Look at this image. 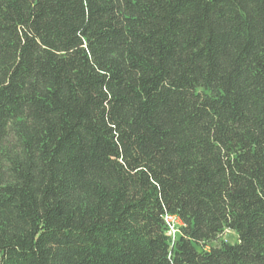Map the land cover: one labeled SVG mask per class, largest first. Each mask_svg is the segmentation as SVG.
<instances>
[{
	"label": "trees",
	"instance_id": "16d2710c",
	"mask_svg": "<svg viewBox=\"0 0 264 264\" xmlns=\"http://www.w3.org/2000/svg\"><path fill=\"white\" fill-rule=\"evenodd\" d=\"M0 264H264V0H0Z\"/></svg>",
	"mask_w": 264,
	"mask_h": 264
},
{
	"label": "built area",
	"instance_id": "2783aa9c",
	"mask_svg": "<svg viewBox=\"0 0 264 264\" xmlns=\"http://www.w3.org/2000/svg\"><path fill=\"white\" fill-rule=\"evenodd\" d=\"M164 219L169 227L168 234L171 235L173 239H175V236L179 231V225L181 224L179 217L173 214H165Z\"/></svg>",
	"mask_w": 264,
	"mask_h": 264
},
{
	"label": "rangeland",
	"instance_id": "374dc122",
	"mask_svg": "<svg viewBox=\"0 0 264 264\" xmlns=\"http://www.w3.org/2000/svg\"><path fill=\"white\" fill-rule=\"evenodd\" d=\"M222 241L235 242L237 241V233L232 229H226L225 232L219 236L218 240L212 244H218Z\"/></svg>",
	"mask_w": 264,
	"mask_h": 264
}]
</instances>
